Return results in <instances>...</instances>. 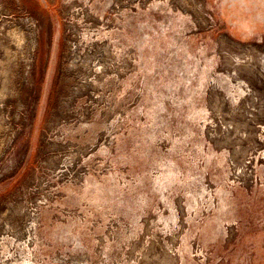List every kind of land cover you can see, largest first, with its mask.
Returning a JSON list of instances; mask_svg holds the SVG:
<instances>
[{
    "label": "rangeland",
    "instance_id": "1",
    "mask_svg": "<svg viewBox=\"0 0 264 264\" xmlns=\"http://www.w3.org/2000/svg\"><path fill=\"white\" fill-rule=\"evenodd\" d=\"M0 264H264V0H0Z\"/></svg>",
    "mask_w": 264,
    "mask_h": 264
}]
</instances>
